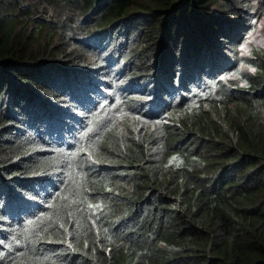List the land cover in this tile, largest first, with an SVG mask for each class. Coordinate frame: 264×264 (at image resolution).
Returning a JSON list of instances; mask_svg holds the SVG:
<instances>
[{"label":"trees","instance_id":"obj_1","mask_svg":"<svg viewBox=\"0 0 264 264\" xmlns=\"http://www.w3.org/2000/svg\"><path fill=\"white\" fill-rule=\"evenodd\" d=\"M0 264H264V0H0Z\"/></svg>","mask_w":264,"mask_h":264}]
</instances>
